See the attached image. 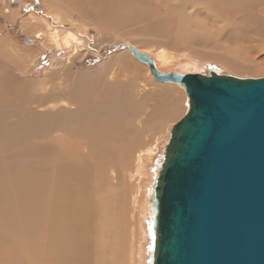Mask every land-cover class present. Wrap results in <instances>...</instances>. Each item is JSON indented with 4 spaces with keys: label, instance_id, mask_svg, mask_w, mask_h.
<instances>
[{
    "label": "bare ground",
    "instance_id": "obj_1",
    "mask_svg": "<svg viewBox=\"0 0 264 264\" xmlns=\"http://www.w3.org/2000/svg\"><path fill=\"white\" fill-rule=\"evenodd\" d=\"M13 1L14 0H9L8 3L10 2L13 3ZM43 1L53 4L56 7L60 8V14L55 13L54 15H52L53 21L55 23H60V22L62 23V21L66 20L67 18H71V15L75 14L78 17H82V16L86 17L80 20V25L78 23L79 26L78 31L81 30L82 33H84L86 28L85 23L91 21L92 26L96 28L99 34L104 31L105 33H110L109 35L111 37L108 38L109 40L106 39L103 40V38L101 41L96 40L95 43L98 46L97 48H100L102 44L106 41L107 42L110 41V43H112L113 41L121 39V35L115 33V31L108 32L111 29L103 25L104 23H108V22H105L104 20L101 19L92 20L87 15L86 12L81 11L82 5L80 6V3H82V1L84 2L86 1V3L88 4L95 3L96 5L101 6V8L105 10L106 16L109 18L106 21H111L114 24H117L119 20H124V19L128 20V19L136 18L142 20L143 18L150 17L155 11L154 8L149 6V4L152 3V2L149 3V0H43ZM167 1L170 2L172 8L177 10V14L180 17H182L180 24L182 25V27H184L185 31L186 28H188L189 30V27H191L193 29L192 31L196 33L199 32L198 34L201 33L200 19L197 20V18H199L200 16L199 14L200 11L204 10L203 7H207L209 11L220 10V9H229L232 11L230 14H228L226 17L223 18L222 26L216 23V27H215L216 31L220 29H222V31L225 30L223 27L227 26L229 23H230L229 25H235L237 29L239 28V29H248L251 31H259L260 29L264 28V16H261V14L258 15L256 11L251 9V7H253L258 3H264V0H167ZM156 2L158 1H155V4ZM169 5H167L166 7H168ZM10 13L12 12L9 11V14ZM33 15L34 14H30L29 15L30 19L25 23H21L20 27L22 28L29 27L26 28L29 29L27 32L34 33L36 35L37 41L39 40L41 44H40V49H38V51H33V53L38 52L39 55L37 54V56L34 57L31 54H28L25 49H20L15 44H8V45L6 44V46L1 45L2 49L4 50V53L6 52L5 53L6 58L0 59V74L5 75L7 71L11 73L13 72L14 74L16 72V74H18L20 70L16 69L15 65L10 64L11 60H17V62L18 61L31 62L33 60L32 64L35 65V61L37 60V58L41 57V54L43 52L49 53V50H51L52 52L50 55H52V57L50 59L51 63L49 64H50V69H52L53 72L49 71V74L47 76L49 80L53 79L55 76L58 77L57 79H59L60 81L59 89L63 88L62 89L63 95L62 97H56V98L44 96L43 98L37 101L39 103L37 105L40 108L45 107V109L37 113L35 112L29 113L28 116L13 114L12 112H9L10 110H8V108L5 106L0 108V136L3 137V139H1L2 141H0V145H3L5 143H10L13 146L14 144H17V141L20 139L19 137L26 134H35L37 132H41L42 136L43 134L46 135V133L47 135L49 134L50 136V134L53 133L54 130H56V128L60 125V173H59L60 175V252L64 251L66 252V254L70 252H77L78 255L79 253H83L86 255V259L90 261L91 251L98 252L101 255V250H103L102 255L105 258H102L99 264H105V260L107 258L115 259L117 261L115 264H138L139 262H142L144 264L146 258L148 257V254L146 257L145 248H146V244L148 243V237L150 236H148L149 230L146 229L145 226L142 227L143 225L140 223L139 217L142 214L143 217L146 219V221H147V217L148 220L150 218L149 194L152 185L154 183V178L151 175L150 179L148 178L147 187H145L143 186L141 181L142 175L144 174L142 172L146 167L147 169H149V165H151L153 162L156 164V162L160 159L159 157L160 147L161 146H163V148L165 147L170 137L171 128L175 124L172 123L174 121L173 115L178 111L179 104L177 105V99H179L180 97L178 98L177 95H175V93L173 92V89L175 88L171 87V85L179 87L182 90L184 88L176 83H170V82L159 83L158 81V83L162 86H159L157 92L154 93L151 86L148 87L147 84H144L142 82H138L137 84H134L133 82L132 84L131 82H127V80H125L124 78L117 79L114 71L112 70L116 64H118L119 68H124L126 69L127 72L130 71L131 59L133 60L135 59L131 54L130 49H128L129 53L125 51L124 53L121 54H111L110 56L107 57L105 61L103 62L100 61L101 63L97 65L96 68H93L95 70H92L90 72L91 74L95 73V79L98 80L95 83L96 85L91 82L92 80H90L91 79L90 78L89 79L90 81H87L89 82L87 86L88 88H85V83L80 82L81 80L80 77L75 76L71 72L67 71L73 65L75 60L81 61V59L85 57L84 56L86 54L85 52L84 53L78 52V48L85 44L84 37L83 38L80 37L77 33H75L72 30H64L59 26H52L53 24L48 22L43 16L42 18L40 17L39 19L37 17H34ZM8 16L13 17L14 19L16 17V12L13 11V13ZM63 18L66 19L63 20ZM73 20L75 23V18H73ZM41 26L43 27L41 28ZM211 26L204 28L206 33H212L214 31V29ZM43 28H45V30H43ZM167 28L166 30H168ZM171 30H173V28ZM190 34H191L190 36L191 38H195L198 36L196 34L194 35V33L193 34L190 33ZM174 35L175 34H173V36ZM143 37L145 36L143 35ZM154 46L156 45H153V47ZM146 47L138 49L137 46H134V50L135 48H137L139 50L138 52L140 53L146 55H153V57L150 58L153 60L154 67L156 71L159 73L162 74L173 73L170 70L171 69L170 67L172 65L174 66L172 67V70L174 71L176 70L177 74L179 75H184L186 73H191L187 75H194L192 73L205 75L208 72L207 69H205L204 67H199L197 72H193V71L187 72L186 70H184L183 67H181L182 65L181 62L177 60L178 55L173 53V50L176 47L172 50V52L163 46L154 47V48L152 46L150 47L148 46V48ZM4 53L3 55L5 56ZM180 57H182L181 54ZM135 60L137 61L136 64L140 63L137 59ZM189 63L192 66L196 65V64H192L193 62H189ZM19 66L20 65L18 64V67ZM168 66L169 69L167 68ZM197 66L198 65H196L195 67ZM257 66L260 65L257 64ZM215 69H217V71L220 72L218 68ZM230 70L232 69L230 68ZM47 71L48 69H46V71L43 72V74H46ZM24 72H22L23 75ZM130 73L135 74L132 71ZM146 74L149 75V77L154 78L150 73L149 68L146 70ZM87 79L88 78H86V80ZM69 80H72L77 84L66 86L65 81H69ZM11 89L14 90V87H12ZM90 89H94L93 93L89 92ZM11 93L13 94V92L9 88L8 82L6 83V79L5 81H2L0 76V99L2 98V96L6 97L3 100H6L7 98H11L12 95ZM14 93L16 94V92ZM3 100H0V104L2 103ZM141 105H143L144 108L146 107V111L144 113V116L140 118L138 121L139 123L146 122V125L148 126H152V125L155 126L151 131H149L152 133L153 135L152 137H154V140L153 142H150L147 146L142 148L140 147L141 149H139L136 152L133 163L130 162L131 164H133L132 169L127 167L126 170H121L118 167L114 166V162L119 160V158L116 160V156L118 154L115 153L114 147L119 143L120 144L123 143L124 141L123 137L126 133V125L131 121L132 118H134L135 114L139 113V110H141ZM182 108L183 107H180V110H182ZM182 111L180 112L182 113ZM9 116L12 117L16 116L15 117L16 121L13 122V120L9 119L10 122L8 123L6 119ZM138 116L140 117V115ZM134 125L136 126V124ZM138 125L137 128L140 126ZM158 130L159 132L154 134ZM144 131L145 130H143L141 134H144L143 133ZM134 133L135 132H133V135ZM137 134L139 135V132ZM137 134L136 136H138ZM136 136H134L135 139ZM130 141L129 143L127 142L129 146L131 145ZM137 141L139 142V139ZM124 144L126 143L124 142ZM4 153L6 152H1L0 154V165L1 163L4 162L3 160L4 159L3 157L5 156L3 155ZM127 155H129V153ZM155 156L157 157L156 161H154ZM127 159H129V157ZM33 163L31 162V164ZM119 167L122 168L121 165ZM17 169H19V166ZM17 169L16 171H21L22 173L27 174L30 181L33 182L36 181L30 178V173L28 172L26 167L22 166V164L20 169L19 170ZM146 170L144 172H146ZM14 171L15 170L10 171L11 174ZM16 171H15V175H16ZM126 171H131V173H129L131 179L133 177L135 179H138V183H137L138 186L135 190L134 195L131 197L129 196L130 189L126 187V182L129 183L127 179ZM0 172H1L0 183L7 182L9 184V189H11L12 191L14 189V186H18V187L20 186L21 189L32 191V189H30V184L31 187L35 185L33 183H28L27 184L28 187L26 188L24 184L20 182H14L15 175L13 176L12 178L13 180H12L11 178H9L11 174L7 178L8 174L6 175V177H4L3 170H1ZM147 174L149 173L147 172ZM112 177L116 178L117 180V182L115 183L116 186L111 185ZM56 189L57 188H55V190ZM145 190H147V192L144 193ZM41 192L43 193V191ZM141 194H143L142 195L143 202H141L143 204L142 207H140L141 209V214H140V211L138 210L139 208H137L138 207L137 199L138 197L141 196ZM23 197L24 195H22L21 198ZM30 201L34 202L36 205L39 206L40 201H36L34 199H31ZM25 202L23 201L21 202L22 206L18 207L19 208L18 210L21 209L28 210L30 209L29 207L33 208V206H31L29 203H28L29 207L28 204L26 206ZM130 203L135 210L134 212L135 214H136V208L137 211H139V214H136V216L133 214H129L130 219L126 220L128 219L127 216L125 219L128 223L130 222V220H132L133 223L135 222L139 223V227H137L136 224L132 225L133 226L132 229L133 230L137 229L141 235V237H139L140 240L138 238L140 245L139 242L138 243L135 242V246H134L135 238L133 236L132 239L130 238L131 239L130 243L125 242V236H124V234H126L129 230L127 231L128 229L127 228L128 226H126L128 224L127 222H125L126 225L124 226L126 227V229H124L123 227V214H126V211L129 210L128 206L129 207L131 206ZM12 204H13V198L11 203L8 206H6L4 209H9L12 206ZM14 208L15 206H13V208L11 207V209ZM32 208L30 210H32ZM11 209L5 211L10 212ZM14 210H16V208ZM117 212H121L119 218L116 216ZM75 216L84 219L85 224H79V223L74 224V222L73 225L69 224L68 220L74 218ZM92 220H96V223L91 225H86ZM2 222H6L3 216L0 217V232L1 231L3 232V229L6 231L5 228L6 226L2 228L4 226ZM17 226H19V224ZM66 228H68V230L63 231ZM124 230H126L127 232L124 233L123 232ZM90 233L91 234L93 233L94 235V239H95L94 243L92 241L90 242L87 238L88 235H90ZM129 233H127L128 238L130 236ZM108 250L114 251L111 252L113 256L107 257L104 255V252ZM88 252H89V256H88Z\"/></svg>",
    "mask_w": 264,
    "mask_h": 264
},
{
    "label": "rangeland",
    "instance_id": "obj_2",
    "mask_svg": "<svg viewBox=\"0 0 264 264\" xmlns=\"http://www.w3.org/2000/svg\"><path fill=\"white\" fill-rule=\"evenodd\" d=\"M155 1H158L159 3L156 2L157 4L156 5ZM8 2L9 0L8 1L0 0V38H1L0 39V59L6 58V54H5L6 52L4 53V50L2 49V46H6V44L7 45L15 44L20 49H25L28 54H31L34 57L37 56L38 52L33 53V51H38V49H40V44H41L40 41L39 40L37 41V37L34 33L27 32L29 29H26V28H29V27L22 28L20 27V25L21 23H25L30 19V16H29L30 14H34L33 16L39 19L40 17L42 18L43 16L48 22L53 24L52 26H59L60 28H63L64 30H72L75 33H77L80 37L82 38L84 37L85 44L78 48V52L80 53L85 52L86 53L84 55L85 57L81 59V61L75 60L73 65L67 71L71 72L75 76L80 77L81 78L80 82L85 83V88H88L87 86L89 82L87 81L92 80L91 82L93 84H95L98 81L95 79V73L93 72H92L93 74L90 73L92 70H95L93 68H96L97 65L105 61L107 57L110 56L111 54H121V53H124L125 51L129 53L128 52L129 47L134 49V46H137L138 49L146 47V46H147L146 48H148V46L153 47V45H156L154 47L163 46L169 49V51L171 52L176 47L173 50V53L178 55L177 60L181 62L182 64L181 67H183V69L186 70L187 72H192V71L197 72L199 67H204L205 69H207V71L208 69L218 68L220 70L219 75H230V76L240 78V79L264 78V28L260 29L259 31H251L248 29H239V28L237 29L235 25H229L230 24L229 23L227 26L223 27L225 30L222 31V29H220L216 31L215 30L216 23L222 26L223 18L232 12L229 9L209 11L207 7H203L204 10L200 11L199 13L200 16L199 18H197V20L200 19V24H201V33L198 34L199 32L196 33L192 31L193 29L191 27H189V30L188 28H186V31H185L184 27H182V25L180 24L182 17H180L177 14V10L172 8L170 2H168L167 0L165 1L164 0H149V3L152 2L151 4H149V6L154 8L155 10L150 17L143 18L142 20L136 19V18L128 19V20L126 19L119 20L117 24H114L111 21H106L109 18L106 16L105 10H103L101 6L96 5L95 3L88 4L86 3V1L85 2L82 1V3H80V6L82 5L81 11L86 12L87 15L92 20L101 19V20H104L105 22H108V23L103 24L111 29L108 32L115 31V33L121 35V39L113 41L112 43H110V41L109 42L106 41L102 44L100 48H97L98 46L95 43L96 40L101 41L102 38L103 40L105 39L109 40L108 38L111 37L109 35L110 33H105L104 31L99 34L96 28L92 26L91 21L86 22L87 24L85 23L86 28H85L84 33H82L81 30L78 31L79 29L78 23L80 25V20L82 18H86L85 16L78 17L77 15L74 14V15H71L72 19L66 17L68 20L66 18H63V20L64 19L66 20L62 21V23L61 22L55 23L53 21L52 15H54L55 13L60 14V8L56 7L53 4L44 2L43 0H14L13 3L12 2L8 3ZM167 5L169 6L166 7ZM6 8H9V9H6ZM20 9L22 12L20 11ZM251 9L256 11L258 15L261 14V16H264V3H258L254 5L253 7H251ZM9 11L12 13L13 11L16 12V17L14 19L13 17L8 16L12 14V13L9 14ZM73 18H75V23H74ZM166 25L168 26V28ZM210 26L214 29V31L212 33H206L204 28L210 27ZM42 27L43 26H41V28ZM166 28L168 30H166ZM172 28L173 30H171ZM43 30H45V28H43ZM96 33H97V36H96ZM172 33L175 35L173 36ZM190 33L192 34L194 33V35L196 34L198 36L195 38H191ZM142 34L145 37H143ZM105 35H106V38H105ZM153 37L154 38L156 37L155 40ZM137 48H135V50L139 51ZM51 52H52L51 50H49V53L43 52L41 54V57L37 58V60L35 61V65L32 64L33 60L31 62L18 61L19 63L17 62V60L10 61V64L15 65L16 69H19L20 71L18 72V74H16L15 72L16 75L13 72L11 73L9 71H7L5 75L0 74L1 80L5 81L6 79V83L8 82L9 88L13 92V94L11 93L12 94L11 98H7L8 100L7 99L3 100L6 97L2 96L0 100H3V101L0 104V108L5 106L8 108V110H10L9 112H12L13 114L28 116L29 113H33V112L37 113L45 109V107L40 108L37 105L39 104L37 101L43 98L44 96L55 97V98L62 97L63 88L59 89L60 81L59 79H57L58 77L55 76L53 79L49 80L47 76L49 74V71L53 72L52 69H50V64H49L51 63L50 62V59L52 57V55H50ZM3 53L5 54V56L3 55ZM180 54L182 57H180ZM148 56L153 57V55H148ZM136 62L137 61L135 59L134 60L131 59L130 71L128 72L124 68H119L118 64H116L115 67H113L112 69L116 75V78L117 79L124 78L125 80H127V82H131L132 84L133 82L134 84H137L138 82H142L144 84H147L148 87L151 86L154 93L157 92V89H159V86H162L159 84L160 82L158 83V81H156L152 77H149V75L146 74V70L148 69L147 65L143 63L141 64V62L139 64H136ZM189 62H193L192 64H196L198 66L197 67H195L196 65L192 66ZM18 64L20 65L19 67H18ZM257 64L260 66H257ZM172 67L174 66L172 65L170 67L171 68L170 70L173 73L174 72L177 73L176 70L175 71L172 70ZM167 68L169 69V66ZM230 68L232 70H230ZM46 69H48L47 73L43 74V72H45ZM131 71L135 74H131L130 73ZM22 72H24V75ZM187 74H191V73H186L184 75H187ZM192 74H196V73H192ZM86 78L88 79L86 80ZM42 79L44 82L42 81ZM144 80L145 81L147 80L146 83ZM65 84L66 86L67 85L70 86V85L77 84V83L73 82L72 80H69V81H65ZM12 87H14V90L11 89ZM171 87L175 88L173 89V92L175 93V95H177L178 98L179 97L181 98V99L180 98L177 99V105L179 104L178 106L179 108H178V111L174 114L175 117L173 115L174 121L172 123H176L178 120H180L185 115L186 111L188 110V104H187L188 98L185 94V89L182 90L179 87H176L174 85H171ZM46 88H47V91H46ZM93 90L94 89H90L89 92L93 93ZM14 92H16L17 95ZM181 101H182V104H181ZM180 107H183L182 108L183 111L180 110ZM145 111H146V107L144 108V106L141 105V110H139V113L135 114L134 118H132L131 121L127 123L126 125V133L123 137L124 139L123 143L121 144L119 143L118 145L114 147L115 153L118 154L116 156V160L118 158L120 160V161L119 160L115 161L114 166L118 167L121 170H126L127 167L132 169L133 164L131 163H133L136 152L142 147L147 146L150 142H153L154 140V137H152L153 136L152 133L149 131H151L155 126L152 124H151L152 126H148L146 125V122L139 123L138 121L140 118L144 116ZM180 111H182V113ZM138 115H140V117ZM15 117L9 116L6 120L8 123L10 122V120H13V122H15L16 121ZM142 123H144L145 125ZM134 124H136V126ZM137 125L139 126L138 128H137ZM57 128L56 130H54L53 133L50 134V136L49 134L47 135V133L46 135L43 134L42 136L41 132H37L35 134H26V135L19 137L20 139L17 141V144H14L13 146L10 143H5L3 145H0V154L1 152H6L3 154L5 155L3 157L4 158L3 160L5 163L3 162L0 165L1 166L0 171L3 170L4 174L3 173L2 174L4 175V177H6V175L8 174L7 176L8 178L9 175L11 174L10 171H13V170L16 171L18 166L20 169L21 164H22V166L26 167L28 172L30 173V178L33 180H36L34 181L35 182L34 183L33 181H30L27 174L22 173L21 171H16V175H15V171H14L12 172L9 178L12 179L13 176L15 175L14 177L16 181L14 180V182H20L24 184L26 188L28 187L27 186L28 183L35 184L33 187H31V184H30V189H32V191L21 189L20 186L19 187L14 186V189L12 191L11 189H9V184L7 182L0 183V214H2L0 215V217L3 216L7 222V224L6 222H2V224L4 225L2 228L6 226L5 227L6 231L3 229V232L2 231L0 232V264H99L100 260L102 258H105L102 255L103 250H101V255L98 252L91 251L90 261L86 259V255L83 253H79L78 255L77 252H70L68 254H66V252L64 251L60 252V175H59L60 173V125ZM141 130L142 131L145 130L143 132L144 134H141L142 132ZM133 132H135L134 135H133ZM138 132L140 136L137 134ZM158 132L159 130L156 131L154 134ZM136 134L138 136H136ZM134 136H136V139L134 138ZM1 139H3L2 136H0V141H2ZM138 139H139V142L137 141ZM126 141L128 143L130 141L131 145L129 146ZM124 142L126 144H124ZM162 149H163V146L160 147V152L162 151ZM126 152H128L129 155H127L128 153ZM128 157L129 159H127ZM156 160H157V157L155 156L154 161ZM31 162L32 163L34 162V163L31 164ZM129 164L131 167L129 166ZM120 165L122 166L123 169L119 167ZM10 166L13 170L10 168ZM146 169L147 167L142 172L144 174L142 175V180H141L143 186L145 187H147L148 178L150 179L152 175L153 178L155 179L156 177L155 175L157 174L156 165L154 162L151 165H149V169L147 170ZM145 170L146 172H144ZM126 172H127V179L129 182V183L126 182V187L130 189L129 196L131 197L134 195L135 190L138 186L137 185L138 179H135L134 177L131 179L129 176V173H131V171H126ZM147 172L149 174H147ZM116 182H117L116 178L112 177L111 185L116 186L115 185ZM55 188H57L58 190L57 189L55 190ZM41 191H43V193ZM145 192H147V190H145L144 193ZM22 195H24L23 198L25 199L21 198ZM142 195L143 194H141V196L138 197L137 199V202H138L137 208H139L138 210L140 211V214H141L140 207H142V204H143L141 203L143 202ZM12 198H13V204L11 207L13 208V206H15L16 210H14L15 208L11 209L10 207L9 208L11 209L10 212L9 211L6 212L5 210H9V209H4V208L11 203ZM31 199L40 201L39 206L36 205L34 202H31L30 201ZM20 201L25 202L26 206L29 203L31 206H33V208L29 207V204H28V207L30 209L32 208V210L30 209L18 210L19 209L18 207L22 206V203ZM128 208L129 210L127 209L128 211H126V214H123V227L126 225L125 223L127 222L126 220L130 219L129 214H133L135 216L136 214H139V211H137V208H136V214L134 213L135 210L132 207V205L130 207L128 206ZM120 213L121 212H117L116 216L118 218H119ZM141 215L139 217V221L143 225L142 227L145 226V228L149 230L148 236H150L151 215H150L149 220L147 217V221L143 217V215L142 216ZM126 216L128 217V219H126ZM71 219L68 220L69 224L73 225V222L74 224L75 223L85 224L84 219L80 217L75 216L74 218H71ZM95 223H96V220H92L86 225H91ZM18 224L19 226H17ZM133 224H136V226L139 227V223L137 222L133 223V221L130 220V222L126 225L128 226L127 231L128 230L129 231L127 232L126 230H124L123 232L124 233L132 232V233H129L130 235L129 238H128L127 233L124 234L125 242L130 243V240L132 239V236H133L135 238V241L133 240L134 246H135V242L136 243L139 242L140 240L139 237H141V235L137 229L135 230L132 229ZM124 229H126V227H124ZM67 230L68 228L64 229L63 231H67ZM87 238L90 242L92 241L94 243L95 239H94L93 233L92 234L90 233V235H88ZM149 242H150V237H148V243L146 244V248H145L146 257H147V254L149 257V248H150ZM139 245H140V242H139ZM111 252H114V251L112 250L105 251L104 255L107 257L113 256ZM91 253H92V256H91ZM88 256H89V252H88ZM148 257L146 258V261L144 262V264H147ZM116 262L117 261L112 258H107L105 260V264H115ZM140 263L143 264L142 262H139L138 264Z\"/></svg>",
    "mask_w": 264,
    "mask_h": 264
},
{
    "label": "water",
    "instance_id": "obj_3",
    "mask_svg": "<svg viewBox=\"0 0 264 264\" xmlns=\"http://www.w3.org/2000/svg\"><path fill=\"white\" fill-rule=\"evenodd\" d=\"M129 49L188 98L155 164L147 264H264V78L162 74Z\"/></svg>",
    "mask_w": 264,
    "mask_h": 264
}]
</instances>
